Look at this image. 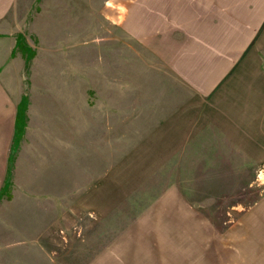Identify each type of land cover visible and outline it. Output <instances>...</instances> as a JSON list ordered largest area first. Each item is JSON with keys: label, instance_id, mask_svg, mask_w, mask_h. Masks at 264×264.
I'll return each instance as SVG.
<instances>
[{"label": "rangeland", "instance_id": "rangeland-1", "mask_svg": "<svg viewBox=\"0 0 264 264\" xmlns=\"http://www.w3.org/2000/svg\"><path fill=\"white\" fill-rule=\"evenodd\" d=\"M140 1L0 0V90L14 119L10 131L0 129V264H85L145 202L140 190L162 192L171 182L205 225L213 264H264V236L238 253L222 239L264 197L254 173L264 162L219 156L180 170L169 161L129 170L145 165L127 162L183 90L156 52L162 38L150 32L157 13L182 8Z\"/></svg>", "mask_w": 264, "mask_h": 264}, {"label": "crops", "instance_id": "crops-1", "mask_svg": "<svg viewBox=\"0 0 264 264\" xmlns=\"http://www.w3.org/2000/svg\"><path fill=\"white\" fill-rule=\"evenodd\" d=\"M157 1L182 8L170 17L157 13L162 24L158 19L150 31L162 38V47L156 52H163L162 62L180 80L182 100L155 127L152 138L139 143L136 153L140 157L127 162L140 159L145 165L129 170L149 171L159 161L162 165L176 162L180 170L194 160L209 163L219 156L224 161L264 162V0ZM1 90L0 129L10 131L13 102ZM254 173L257 180L259 176L264 179V167ZM177 175L184 177L183 173ZM170 184L162 192L140 190L147 202L132 211L127 208V226L97 252L94 249L92 260L85 264H213L211 237L201 232L205 225L200 224L194 204ZM113 190L98 189V194ZM138 193L136 199H140ZM223 233L224 244L231 241L232 253L244 251L243 242H253L254 235L263 237L264 197ZM252 248L250 245L248 250ZM219 255L221 260L227 259L221 249Z\"/></svg>", "mask_w": 264, "mask_h": 264}, {"label": "trees", "instance_id": "trees-1", "mask_svg": "<svg viewBox=\"0 0 264 264\" xmlns=\"http://www.w3.org/2000/svg\"><path fill=\"white\" fill-rule=\"evenodd\" d=\"M25 100H24V98H22L21 99V102H19V104L17 105V114L16 115H18L19 114V117L21 116V114H22V117H23V112H24V110H25V108H26V106L24 105V102ZM24 121V120H23ZM21 121H19V123H20ZM15 124H16V120H15ZM21 132H22V130L21 131H19V134L17 135L18 136V139L20 138V136H21ZM18 139H17V141H18Z\"/></svg>", "mask_w": 264, "mask_h": 264}]
</instances>
